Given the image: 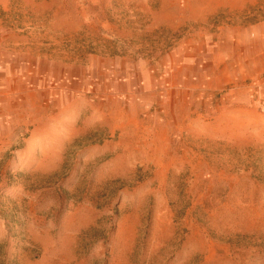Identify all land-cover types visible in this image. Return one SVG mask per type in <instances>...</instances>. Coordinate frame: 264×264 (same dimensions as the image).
<instances>
[{"label": "rangeland", "instance_id": "374dc122", "mask_svg": "<svg viewBox=\"0 0 264 264\" xmlns=\"http://www.w3.org/2000/svg\"><path fill=\"white\" fill-rule=\"evenodd\" d=\"M0 264H264V0H0Z\"/></svg>", "mask_w": 264, "mask_h": 264}]
</instances>
